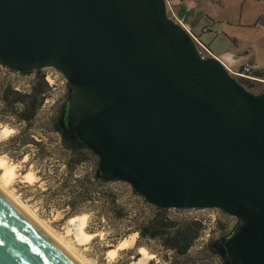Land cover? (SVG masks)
<instances>
[{"label": "water", "instance_id": "obj_1", "mask_svg": "<svg viewBox=\"0 0 264 264\" xmlns=\"http://www.w3.org/2000/svg\"><path fill=\"white\" fill-rule=\"evenodd\" d=\"M0 60L60 70L65 132L103 174L160 207L238 217L224 264H264V92L200 58L164 0H0ZM0 264L80 263L0 189Z\"/></svg>", "mask_w": 264, "mask_h": 264}, {"label": "rangeland", "instance_id": "obj_2", "mask_svg": "<svg viewBox=\"0 0 264 264\" xmlns=\"http://www.w3.org/2000/svg\"><path fill=\"white\" fill-rule=\"evenodd\" d=\"M171 1L174 3L176 15L185 23L186 21L194 23L198 32L196 35L209 46L213 53L220 54L231 50L240 56L242 52L246 51L247 58L245 61L253 68L251 75L260 78V80L250 81L243 77L233 76L249 91L264 92V0L248 1L243 5L235 0H223L221 4L216 2L208 4V1L195 0L189 5L190 8L184 4L180 5L182 0ZM203 26L208 27L209 31L202 32ZM190 27L192 28L191 25ZM226 57H228V63H231L229 54ZM233 57L236 58V56ZM239 64L233 62L230 66L233 70H238ZM40 69L45 72V79L51 85V90L39 111V120L34 124L33 131L37 132L42 131L41 122L46 119V116L55 113L59 107H62L63 111L68 106L72 93L65 75L60 70L52 66ZM1 72H8L12 83L22 89H27L29 82L34 77L33 70L21 74L16 71H9L8 68L0 64ZM69 114L70 112L67 115H62L64 116L62 124L64 129L68 127ZM2 126H8L13 131L10 130L5 135H0V156L9 163L15 164L17 173L7 184V191L12 196H16L15 198L29 208L36 218L62 239L79 259L85 264H149L150 261L152 264H167L164 251L156 242L141 240L138 244L137 232L124 235L123 232L128 229L124 222L111 220V223L104 219L97 221V218L92 216V212L84 211L82 213L88 214L84 230L93 235L87 240H78L77 222L70 220V217L77 214L71 215L69 213L70 208L65 202L67 195L61 189L58 190V183L55 180L57 176L54 175V172L61 174L64 169L59 158L58 160L56 158L58 156H49L44 160H31L30 158L34 157L33 153L37 152V147L35 148L31 144L12 146L5 143L7 138L18 133V129L7 124H0V127ZM47 133L59 136L56 133ZM85 166L88 167L87 164ZM28 170L33 171L37 176L35 181L27 182L24 179V173ZM3 172L4 170L0 168V179ZM119 185L126 189V191H119V199L128 203L131 198L127 190L129 188L123 184ZM134 198L141 199L139 197ZM86 207L89 209L88 204ZM151 208V206L145 205L146 212H149ZM185 212L202 216L206 223V229L203 235L196 240L192 253L201 248L211 237L218 238L223 233L233 234L242 222L238 217L225 213L218 207L191 208ZM123 238L130 240L129 247L126 249L119 248L116 250V254L110 255L109 250L114 248ZM141 246L145 247L148 253L154 254L152 258L143 257L140 251ZM150 249L155 250L156 253ZM207 262L208 264H218L219 260L213 257L208 258Z\"/></svg>", "mask_w": 264, "mask_h": 264}, {"label": "trees", "instance_id": "obj_3", "mask_svg": "<svg viewBox=\"0 0 264 264\" xmlns=\"http://www.w3.org/2000/svg\"><path fill=\"white\" fill-rule=\"evenodd\" d=\"M0 64L9 71L25 73L1 60ZM33 72L34 77L27 89L15 86L8 72L0 73V124L18 129V133L7 138L5 143L12 146L31 144L37 147V152L33 153L31 160L58 156L56 158H59L64 169L61 174L55 171L54 175L57 176L55 180L58 190L61 189L67 195L65 202L70 208L69 213L74 215L84 211L92 212L97 221L104 219L111 223V220L124 222L128 228L123 232L124 235L137 232L138 244L141 240L156 242L164 251L167 264H208V258L213 257L219 260L218 264H224V255L216 244L227 233L218 238L211 237L192 253L196 240L206 229L205 219L185 212L191 208H166L150 203L129 183L103 174L98 165L97 153L75 136L65 132L61 123L62 107L52 115L46 116L41 122V132L33 131L35 122L39 120V111L51 90V85L45 79V72L41 69H35ZM119 184L129 188L127 190L131 198L128 203L119 199V191H126ZM144 204L152 207L149 212H146ZM152 252L156 253L155 250ZM149 264H152V261Z\"/></svg>", "mask_w": 264, "mask_h": 264}, {"label": "bare ground", "instance_id": "obj_4", "mask_svg": "<svg viewBox=\"0 0 264 264\" xmlns=\"http://www.w3.org/2000/svg\"><path fill=\"white\" fill-rule=\"evenodd\" d=\"M51 81V80H50ZM10 130H12V128L10 127H6V126H2L0 127V135H5L7 132H10ZM13 131V130H12ZM0 168H2L4 170L2 177L0 179V189L7 195L9 196L18 207H20L29 217H31L45 232H47L66 252H68L74 259H76L80 264H85L81 259H79L74 252H72V250L70 249V247L59 237H57L50 229L49 227L47 228L42 222L41 220H39L38 218H36L30 210L29 208H27L21 201L17 200L14 196H12V194H10L7 191V184L14 178V176L17 174L16 173V169H15V164L9 163L5 158H3L2 156H0ZM36 175L34 174L33 171L28 170L26 171V173H24V179L27 182H33L36 180ZM10 191V190H9ZM13 193V192H12ZM86 213H82V214H77L74 215L72 217H70V220H76L77 225H78V240L82 241V240H87L89 238L92 237V233H87L84 230V227L86 225V218H87ZM135 235V234H132ZM129 242L130 240L128 238H123L114 248H111L109 250V254L112 255L116 252V250L120 249H126L127 247H129ZM132 242V241H131ZM140 251L143 254V257H148V258H152V256L154 255L153 253H148L146 248L141 246L140 247ZM116 254V253H115ZM113 256V255H112ZM86 262V261H85Z\"/></svg>", "mask_w": 264, "mask_h": 264}, {"label": "built area", "instance_id": "obj_5", "mask_svg": "<svg viewBox=\"0 0 264 264\" xmlns=\"http://www.w3.org/2000/svg\"><path fill=\"white\" fill-rule=\"evenodd\" d=\"M165 1V6H166V12L167 15L172 18L175 22H177L188 34L189 36L192 38V40L194 41L198 54L200 56V58L205 59L208 57H214L217 60H219L221 62V64L226 68V70L231 73L232 75L235 76H239V77H243L245 79H248L250 81H254V80H260V78H257L253 75H251L253 68H251L248 63H240L239 59L236 57L234 58L232 56V54L224 52L221 54H215L211 51V49L209 48V46L207 44H205L203 41H201L199 39V37L193 33L191 27L189 26V24L185 23L182 19H180L175 11H174V3L171 0H164ZM209 31L208 27H203L202 28V32H207ZM230 56L231 58V63H228V57H226V55ZM233 62H237L240 63L239 64V68L238 70H233L230 66V64H233Z\"/></svg>", "mask_w": 264, "mask_h": 264}, {"label": "crops", "instance_id": "obj_6", "mask_svg": "<svg viewBox=\"0 0 264 264\" xmlns=\"http://www.w3.org/2000/svg\"><path fill=\"white\" fill-rule=\"evenodd\" d=\"M195 0H182L181 1V4L180 5H186V7L187 8H190L191 6H189L192 2H194ZM196 1H200V0H196ZM202 1H208V4L210 3H214V2H216V3H219V4H221L222 3V1L223 0H202ZM237 3H240L241 5H243L245 2H248V1H250V2H252V1H254V0H235ZM256 1H260V0H256ZM186 23L187 24H189V26L191 25L192 26V28L191 29H193V33H195V34H198V32H197V30H196V28H195V25H194V23L193 22H190V21H186ZM204 27V26H203ZM225 52H227V53H230V54H232V56H236L238 59H239V61H240V63H247L245 60H246V58H247V53H246V51L245 52H242L241 53V55L239 56L238 54H236L234 51H225ZM222 53H224V52H222ZM221 54V53H220ZM261 72V71H260ZM263 79H264V77H263Z\"/></svg>", "mask_w": 264, "mask_h": 264}, {"label": "flooded vegetation", "instance_id": "obj_7", "mask_svg": "<svg viewBox=\"0 0 264 264\" xmlns=\"http://www.w3.org/2000/svg\"><path fill=\"white\" fill-rule=\"evenodd\" d=\"M227 236H228V235H227ZM225 237H226V235H225L223 238H225ZM223 238H222V239H223ZM222 239H221V240H222ZM221 240L217 242L218 245H220V244L222 243Z\"/></svg>", "mask_w": 264, "mask_h": 264}]
</instances>
